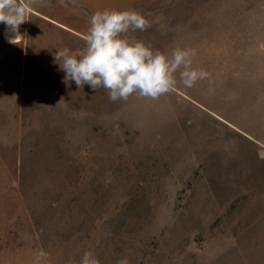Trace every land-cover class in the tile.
<instances>
[{"label":"rangeland","instance_id":"374dc122","mask_svg":"<svg viewBox=\"0 0 264 264\" xmlns=\"http://www.w3.org/2000/svg\"><path fill=\"white\" fill-rule=\"evenodd\" d=\"M106 8L209 76L117 102L65 82L55 52ZM28 18L0 23V264H264V0H41Z\"/></svg>","mask_w":264,"mask_h":264},{"label":"clouds","instance_id":"9594fccd","mask_svg":"<svg viewBox=\"0 0 264 264\" xmlns=\"http://www.w3.org/2000/svg\"><path fill=\"white\" fill-rule=\"evenodd\" d=\"M41 0H0V23L18 36L19 26L29 20L35 4ZM152 22L134 9H103L90 15L84 33L85 46L78 52L69 48L54 54L65 82H74L77 88L88 85L93 91L103 89L110 102L127 101L130 96L158 99L173 92L179 84L194 87L209 73L193 66L195 48L177 47L171 53L154 50L143 40L129 38V31H145ZM177 73L179 74L177 78ZM47 259L40 251L37 259ZM78 264H100L99 259L86 251ZM117 264H128L121 259Z\"/></svg>","mask_w":264,"mask_h":264}]
</instances>
